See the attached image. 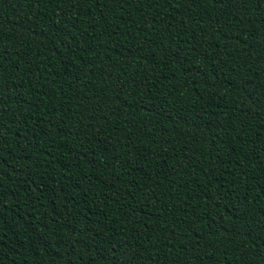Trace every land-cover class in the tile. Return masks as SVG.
<instances>
[{"label":"trees","instance_id":"1","mask_svg":"<svg viewBox=\"0 0 264 264\" xmlns=\"http://www.w3.org/2000/svg\"><path fill=\"white\" fill-rule=\"evenodd\" d=\"M0 264H264V0H0Z\"/></svg>","mask_w":264,"mask_h":264}]
</instances>
